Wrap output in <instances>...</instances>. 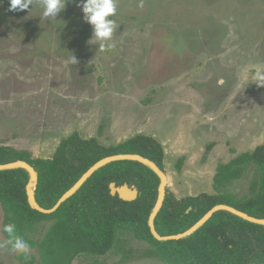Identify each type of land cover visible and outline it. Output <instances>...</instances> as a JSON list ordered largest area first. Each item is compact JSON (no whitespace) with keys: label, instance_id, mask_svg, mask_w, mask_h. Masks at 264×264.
<instances>
[{"label":"rangeland","instance_id":"374dc122","mask_svg":"<svg viewBox=\"0 0 264 264\" xmlns=\"http://www.w3.org/2000/svg\"><path fill=\"white\" fill-rule=\"evenodd\" d=\"M115 2L114 47L99 51L74 0L55 19L41 0L24 11L0 0V147L50 158L76 130L105 145L151 135L172 196L215 193L218 165L264 143V0ZM253 174L250 166L227 191L248 193ZM4 220L0 204V229ZM123 236L126 251L101 256L106 264H164L143 255L147 242ZM16 255L0 248V264H23Z\"/></svg>","mask_w":264,"mask_h":264},{"label":"trees","instance_id":"16d2710c","mask_svg":"<svg viewBox=\"0 0 264 264\" xmlns=\"http://www.w3.org/2000/svg\"><path fill=\"white\" fill-rule=\"evenodd\" d=\"M138 153L164 169L165 151L155 137L138 134L119 144L105 145L97 137L85 138L74 131L62 138L50 158H32L26 151L0 147V163L26 160L38 171L36 198L52 208L60 197L98 160L112 154ZM184 158L176 166L181 170ZM254 167L249 192L237 197L227 188ZM29 173L23 168L0 171V204L4 225L14 222L17 232L30 247L39 250L40 260L30 253L16 255L23 264H72L79 255L94 257L92 264H106L100 257L125 252L124 236L131 234L149 244L143 255L164 264H264V225L245 220L227 210L216 212L188 237L160 241L148 224L160 185V178L145 164L120 160L97 170L83 186L52 213L32 208L28 201ZM135 184L139 196L125 201L112 195L110 184ZM215 193L202 192L175 198L167 191L156 217L160 234L186 231L217 204L232 205L248 214L264 218V143L218 165ZM226 190V191H225ZM49 222L44 235L33 234ZM6 235V234H5ZM7 238V235H6ZM126 261V256L123 258Z\"/></svg>","mask_w":264,"mask_h":264},{"label":"water","instance_id":"95a60500","mask_svg":"<svg viewBox=\"0 0 264 264\" xmlns=\"http://www.w3.org/2000/svg\"><path fill=\"white\" fill-rule=\"evenodd\" d=\"M120 160H131L145 164L150 169H152L160 178L157 201L154 208L151 211L148 221L153 236L160 241L181 239L190 236L191 234L196 232L199 228H201L216 212L220 210H227L235 215H238L239 217L245 220L264 225V218H258L252 216L247 212H244L232 205L221 203L211 208L200 220H198L193 226H191L186 231L177 234H170V235L160 234L156 227V217L161 211L167 196L168 176L165 170L162 169L155 161L138 153L112 154L98 160L80 177V179L70 189H68L60 197L58 202L52 208H45L41 206L36 198V189L39 181V174L37 169L30 162L26 160H15L7 163H0V171L9 170V169H18V168H23L27 170L30 176L29 182L27 184V195L30 206L43 213H52L56 211L62 203H64L66 200L72 197L97 170L106 166L109 163ZM110 189L112 195H118L121 199L125 201H133L137 199L140 193L139 188L135 184H129V183H124L123 185H117L115 182H112L110 184Z\"/></svg>","mask_w":264,"mask_h":264},{"label":"clouds","instance_id":"9594fccd","mask_svg":"<svg viewBox=\"0 0 264 264\" xmlns=\"http://www.w3.org/2000/svg\"><path fill=\"white\" fill-rule=\"evenodd\" d=\"M33 0H9V11H24L32 6ZM81 9L83 20L92 28V35L88 43L99 42V51H107L114 47L111 41L116 23L110 17L116 14L115 0H74ZM44 18L55 19L65 8L66 0H41ZM73 62L76 59L73 56ZM258 86H264V81L256 80ZM7 235V239L0 240V248L7 247L15 254L28 257L30 244L17 232L14 222L7 223L0 229Z\"/></svg>","mask_w":264,"mask_h":264},{"label":"flooded vegetation","instance_id":"af4514ba","mask_svg":"<svg viewBox=\"0 0 264 264\" xmlns=\"http://www.w3.org/2000/svg\"><path fill=\"white\" fill-rule=\"evenodd\" d=\"M77 131V130H76ZM93 137H95V136H93ZM91 138V137H90ZM116 183V182H115Z\"/></svg>","mask_w":264,"mask_h":264}]
</instances>
